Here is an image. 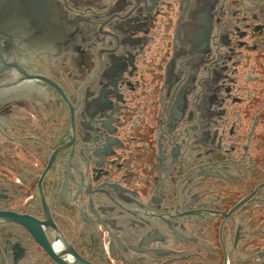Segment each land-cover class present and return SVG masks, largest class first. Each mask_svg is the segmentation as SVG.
I'll return each mask as SVG.
<instances>
[{
  "label": "flooded vegetation",
  "instance_id": "1",
  "mask_svg": "<svg viewBox=\"0 0 264 264\" xmlns=\"http://www.w3.org/2000/svg\"><path fill=\"white\" fill-rule=\"evenodd\" d=\"M40 1L1 28L0 264H61L4 219L46 215L87 264H264V0Z\"/></svg>",
  "mask_w": 264,
  "mask_h": 264
},
{
  "label": "water",
  "instance_id": "2",
  "mask_svg": "<svg viewBox=\"0 0 264 264\" xmlns=\"http://www.w3.org/2000/svg\"><path fill=\"white\" fill-rule=\"evenodd\" d=\"M37 2V0H0V36L5 35V32H2L1 28L2 25L4 26L5 23H7L10 20H14L15 18H19V13L22 14V18L24 22L29 21L30 19H34V17L30 14L29 10V4ZM39 2H41L39 0ZM20 5L21 7H18ZM41 19V18H40ZM26 20V21H25ZM29 30L31 28L32 35L39 36L38 38L31 41L32 45H43L44 42H46V38L52 33V29L50 26H41V25H29ZM23 27L25 28V25L23 24ZM28 34L30 32L27 30ZM24 34V33H23ZM45 38V39H41ZM45 40V41H44ZM45 45V44H44ZM40 47V46H39ZM40 49H46L40 47ZM39 50V49H38ZM92 156L94 158L98 157L97 153H92ZM63 161V158L59 160V162ZM89 186L91 189L89 191H84V195L87 198L86 200V210L88 209V204L93 202L95 205V209L100 215H107L111 214L113 208L119 207L120 210H124L125 206H133L134 201L132 200L131 196L123 191H117L111 184H108L106 182H99L97 179H93L91 183H89ZM4 215L0 214V217ZM6 220H12L17 221L21 225H23L25 228H27L35 240L48 252V254L55 259L56 261L60 262L61 264H66L65 261L70 258H74L78 263L77 264H87L85 263L79 255L69 248V245L62 241H51L49 240L45 234L43 233L42 229L40 228V224L44 226L46 229L53 225L52 220L49 219V217L46 215V220L43 223H33L30 219L25 218L24 216L12 219ZM50 220V221H49ZM66 248V249H65Z\"/></svg>",
  "mask_w": 264,
  "mask_h": 264
}]
</instances>
